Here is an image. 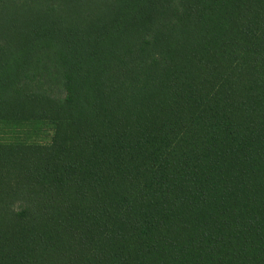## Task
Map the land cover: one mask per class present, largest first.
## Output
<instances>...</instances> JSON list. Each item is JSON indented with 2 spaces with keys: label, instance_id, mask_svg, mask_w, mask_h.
I'll use <instances>...</instances> for the list:
<instances>
[{
  "label": "trees",
  "instance_id": "1",
  "mask_svg": "<svg viewBox=\"0 0 264 264\" xmlns=\"http://www.w3.org/2000/svg\"><path fill=\"white\" fill-rule=\"evenodd\" d=\"M0 264H264V0H0Z\"/></svg>",
  "mask_w": 264,
  "mask_h": 264
},
{
  "label": "rangeland",
  "instance_id": "2",
  "mask_svg": "<svg viewBox=\"0 0 264 264\" xmlns=\"http://www.w3.org/2000/svg\"><path fill=\"white\" fill-rule=\"evenodd\" d=\"M5 134H3L2 138H22L27 141L36 140L39 143L47 144L50 141L51 133L49 132V128L44 126H38L36 128H27L24 130H11L6 129Z\"/></svg>",
  "mask_w": 264,
  "mask_h": 264
}]
</instances>
